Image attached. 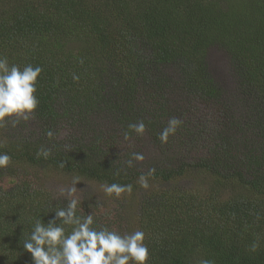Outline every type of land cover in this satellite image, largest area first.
I'll return each mask as SVG.
<instances>
[{
    "label": "trees",
    "instance_id": "1",
    "mask_svg": "<svg viewBox=\"0 0 264 264\" xmlns=\"http://www.w3.org/2000/svg\"><path fill=\"white\" fill-rule=\"evenodd\" d=\"M213 49L226 55V86ZM0 55L43 68L31 119L0 127L11 157L0 168V264H33L23 239L66 206L45 169L131 184L77 215L121 234L137 219L149 264H264V0H0ZM172 117L183 123L161 144ZM139 121L145 133L125 139ZM147 148L153 159L128 167Z\"/></svg>",
    "mask_w": 264,
    "mask_h": 264
},
{
    "label": "clouds",
    "instance_id": "2",
    "mask_svg": "<svg viewBox=\"0 0 264 264\" xmlns=\"http://www.w3.org/2000/svg\"><path fill=\"white\" fill-rule=\"evenodd\" d=\"M43 68L27 64L21 68L16 64H9L6 56L0 55V127L9 124L16 127L22 120L28 121L38 109L37 96L38 78ZM73 79H79L73 76ZM182 120L172 117L167 126L158 134L161 144H167L169 137L175 135L182 125ZM129 132H125V139L131 132L142 136L146 131L143 121L130 123ZM51 139L53 133L47 132ZM50 150L41 148L37 156L47 158ZM142 153L133 152L127 161L128 167H133V161H143ZM11 157L7 153H0V168L10 164ZM63 167V164L61 165ZM142 174L138 183L147 189V175ZM119 175V173H117ZM79 177H74L69 187L61 188L60 195L67 204L54 211L55 215L47 223L42 217L32 225L27 238L23 239V248L31 253L33 264H149L150 251L145 243V233L136 230L128 234L110 229L108 227H93L94 216L89 213L85 216L77 215L80 200L77 197ZM103 192L117 198L121 194L132 192V185L116 183L102 185ZM59 221V223H57ZM65 226H71L68 232ZM255 251V245L253 246ZM200 264H212L209 260H201Z\"/></svg>",
    "mask_w": 264,
    "mask_h": 264
},
{
    "label": "rangeland",
    "instance_id": "3",
    "mask_svg": "<svg viewBox=\"0 0 264 264\" xmlns=\"http://www.w3.org/2000/svg\"><path fill=\"white\" fill-rule=\"evenodd\" d=\"M210 65L212 67L213 72L216 76H218L219 80L222 82L223 85H227L229 81V75L227 73V66H226V55L224 52L218 49H213L210 52ZM152 158V150L150 148H147L144 160L139 161L140 164L149 162ZM14 168L17 169L18 167L21 168L22 171H25L30 167L26 163H13ZM21 165V166H19ZM31 168V167H30ZM29 168V169H30ZM22 171H19L20 173ZM24 173V172H23ZM74 177H79V184L77 185V197L81 202L84 201H94V203H102V206L104 203L108 202L111 198V196L106 195L103 190L102 186L97 185L96 183L86 181L82 179V177L67 173L60 175L58 173H54L50 171V169H45L42 172V180L47 184L48 189H50V193H53V196L55 197V201H57L59 204H67V201L64 199L63 196L60 195V189L69 187L72 183V180ZM55 202V203H57ZM109 203H112L109 201ZM114 203V202H113ZM127 220H125L126 226L122 227L123 234H128L131 232L136 231L137 229L134 227H138L139 223L137 219H134V217L127 215ZM124 224V221L121 222ZM134 228V229H132Z\"/></svg>",
    "mask_w": 264,
    "mask_h": 264
}]
</instances>
